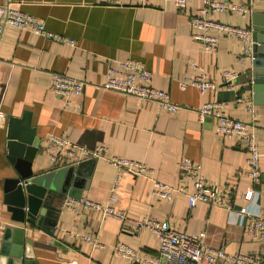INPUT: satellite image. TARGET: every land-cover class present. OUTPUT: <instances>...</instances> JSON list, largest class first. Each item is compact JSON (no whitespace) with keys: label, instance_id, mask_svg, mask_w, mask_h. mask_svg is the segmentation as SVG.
<instances>
[{"label":"crops","instance_id":"0c3cea01","mask_svg":"<svg viewBox=\"0 0 264 264\" xmlns=\"http://www.w3.org/2000/svg\"><path fill=\"white\" fill-rule=\"evenodd\" d=\"M174 1L150 0L149 6L137 7L132 0H119L124 6H111L109 0H0V6L10 2L20 12L43 20L49 31L76 42L71 47L13 26L5 29L0 44V110L5 115L0 122V224L4 226L0 229V253L6 227H25V237L33 244L23 249L22 264L28 261L26 256L33 257L29 264H131L115 256L113 247L123 243L142 257L158 256L156 235L131 229L135 221L152 218L167 221L182 232L206 233L210 248L245 255L259 251L264 260V243L248 235L245 217L239 213L247 207L249 212L264 216V105L254 97L253 60L238 65L235 58L242 52V43L217 32L213 34L219 38L218 51L205 53L193 40L190 26V17L203 8V0H187L185 11L178 10ZM234 1L248 6L250 15L217 14L211 18L252 29L253 14L264 13V0ZM125 60L143 62L153 74V87L168 93L182 110L171 114L156 103L104 90L101 86L107 68ZM227 70L238 74L233 89L220 86L216 92L202 94L196 87H180V82L202 72L220 84ZM52 73L85 81L82 97L74 98L67 107L49 90ZM209 102L228 103L231 118L253 125L262 153L261 183L253 203L244 200L251 187L245 174L248 153L244 143L221 139L216 133L217 120L199 119L197 111ZM13 121L18 122L13 123L17 128L28 124L39 149L32 163L35 175L72 166L60 167L48 160L45 147L51 135L88 149L103 146L114 155L143 162L153 169V179L172 187L186 185L193 193L192 184L184 182L176 168L178 161L188 158L202 164L209 182L227 189L234 211L204 203L192 209L185 195L172 201L155 199L149 178L127 174L121 176L114 192L117 170L105 160L92 159L77 164L76 192L98 203L107 202L114 192L117 209L128 213L125 222L89 210L78 217L61 210L64 200L54 204L60 210L54 233L46 223L12 222L3 199L7 180L18 176L7 158ZM77 232H92L105 247L94 250L75 238ZM16 236L11 238L12 249ZM0 264L14 261L9 258Z\"/></svg>","mask_w":264,"mask_h":264},{"label":"built area","instance_id":"2783aa9c","mask_svg":"<svg viewBox=\"0 0 264 264\" xmlns=\"http://www.w3.org/2000/svg\"><path fill=\"white\" fill-rule=\"evenodd\" d=\"M119 0H109L111 6H124ZM137 7H147L150 0H132ZM174 4L180 11L187 8V0H175ZM250 8L234 0H203V8L198 14L190 17V26L193 30L192 38L202 46L205 53H216L219 49V38L213 34L217 32L229 39L242 43L241 54L236 56L238 65L244 66L247 60H254L252 53V34L249 28L238 27L214 21L211 17L217 14H230L246 18L250 15ZM8 26L16 27L23 31L31 32L47 40L76 46V42L68 37L49 31L46 23L31 15L20 12L12 7L10 2L0 6V44ZM237 72L227 70L222 73L220 84L212 81L205 72L195 78H188L180 82V87H196L202 94L216 92L220 86L233 89V81ZM153 74L145 64L136 60L118 61L110 65L106 71V80L101 86L104 90L114 91L123 95L135 97L144 102L158 104L161 110L178 114L183 107L175 104L171 96L153 87ZM86 82L59 73L51 74L50 92L63 99L67 107L71 106L74 98L82 97ZM241 102L239 99L238 102ZM250 107V106H248ZM228 103L209 102L201 106L197 111L199 119L205 121L208 118L217 120L216 133L221 139L243 142L248 158L245 174L249 178L251 187L245 192L244 200L248 203L255 202L258 195L257 187L261 183V158L262 153L253 125L231 118L227 110ZM5 115L0 110V122ZM45 155L53 164L70 166L92 159L105 160L117 170L114 192L123 174L130 177H145L152 181L151 195L155 199L172 201L177 195H185L188 198L190 208H195L198 203H204L229 212L234 211L233 202L227 196V189L209 182L204 175L203 166L199 162L183 158L178 161L176 168L184 182H190L194 192L190 193L186 185L172 187L152 178L153 169L147 164L128 158H122L110 153L103 146L88 149L68 138L51 135L47 139ZM110 196L105 203L94 202L90 199L66 198L61 206L62 211L74 212L78 217L83 216L84 211L100 212L105 217H114L125 222L128 213L117 209L118 199L116 195ZM245 217V228L250 237L264 243V216L255 215L243 207L239 211ZM4 226L0 224V229ZM135 232L149 231L156 235L159 241V251L156 257L140 256L138 251L130 246L119 243L113 248L114 255L127 260L131 264H262V255L259 251L245 255L242 253H228L225 249H213L206 245V233L190 234L171 228L167 221L152 218H144L135 221L131 226ZM75 238L87 243L94 250L104 248L92 232L75 233Z\"/></svg>","mask_w":264,"mask_h":264},{"label":"water","instance_id":"95a60500","mask_svg":"<svg viewBox=\"0 0 264 264\" xmlns=\"http://www.w3.org/2000/svg\"><path fill=\"white\" fill-rule=\"evenodd\" d=\"M252 17L254 97L261 100L259 105H264V13H254ZM13 123L18 122L10 123L7 158L18 176L7 180L3 204L10 214L12 222L32 226L46 223L49 226L48 231L54 233L60 212L58 207L54 205L56 200H65L68 197L82 198V193L76 192L79 189L75 177L78 166L76 164L35 175L32 170V163L39 149L32 140V132L29 131L28 124L20 125L18 128L15 126V128ZM25 130L28 132L27 134L23 132ZM14 234L17 236L14 240L15 247L12 249L11 238ZM25 236V227L21 229L13 226L6 227L0 253L1 262L12 258L14 264H22L23 249L26 248L27 250V246L33 244ZM26 257L28 259L26 264H29L28 262H31L33 257ZM262 264H264V260Z\"/></svg>","mask_w":264,"mask_h":264}]
</instances>
